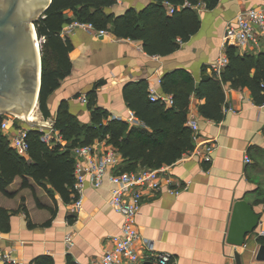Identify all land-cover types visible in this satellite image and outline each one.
Listing matches in <instances>:
<instances>
[{
	"label": "crops",
	"instance_id": "0c3cea01",
	"mask_svg": "<svg viewBox=\"0 0 264 264\" xmlns=\"http://www.w3.org/2000/svg\"><path fill=\"white\" fill-rule=\"evenodd\" d=\"M152 1L118 0L107 11L116 15L131 9L142 11ZM200 3L194 8L201 20L199 31L167 56L150 55L141 40L121 39L111 32L98 36L76 29L62 37L72 44V70L49 97V118L55 119L66 103L80 122L92 123L87 95L94 91L96 105L108 112L109 120L116 118L133 125L129 118H139L124 98L127 84L145 80L150 93L154 90L160 96L170 94L162 90L167 72L185 69L196 82L202 79L204 69L212 75L209 68L222 53L228 22L242 11L264 8V0H220L213 9ZM66 17L73 18V12L67 11ZM263 46L264 41L259 49H251L253 54L264 52ZM237 49L241 55L252 53L250 49ZM223 86L226 107L234 111L225 107L222 121L203 117L199 107L204 100L194 95L189 107L188 119L197 121L202 141L214 140L217 144L212 163L193 156L181 157L168 166L175 185L163 180L161 189L145 192L142 197L137 216L138 245L148 253L143 240L152 241L154 252L169 253L172 264H236L237 251L242 254L243 264H264L255 260V235L248 237V249L226 241L236 200H247L264 218V103L257 104L246 87ZM17 184L20 186V180ZM116 188L107 177L99 188L87 182L80 212L73 207L75 200L66 203L59 195L54 200L39 187L35 192L17 188L12 198L0 195L1 206L13 210L25 205L29 212V219L23 210L10 218V230L1 233L0 246L20 264H34L41 256H50L54 264H67L69 259L76 264L97 261L111 246L110 237L122 230L123 216L109 204ZM15 197H20L18 204H6ZM50 218L51 222L45 224ZM29 220L35 226H30ZM67 235L72 236L71 245L65 242Z\"/></svg>",
	"mask_w": 264,
	"mask_h": 264
},
{
	"label": "trees",
	"instance_id": "16d2710c",
	"mask_svg": "<svg viewBox=\"0 0 264 264\" xmlns=\"http://www.w3.org/2000/svg\"><path fill=\"white\" fill-rule=\"evenodd\" d=\"M204 2L209 9L215 8L220 0H153L144 10H128L121 15L108 12L114 0H53L49 9L37 20L36 30L42 43V84L39 109L45 118L51 117L49 97L57 90L61 81L72 70L69 53L72 44L63 39V27L74 19L90 22L98 29H106L118 38L141 40L150 55L167 56L174 53L182 42L188 41L201 26L198 11L184 6ZM166 3L176 7L173 15L167 13ZM181 7V9H178ZM72 11L73 18L66 12ZM229 65L222 78L204 75L196 82L190 72L176 69L162 78V90L174 98V105L167 107L150 98L149 84L142 80L127 84L124 98L128 106L142 122L130 125L126 121L112 119L106 110L98 107L95 92L88 96V107L92 123L78 120L65 103L55 117V127L60 131L65 145L50 147L41 137L38 129L28 132V155L18 154L10 145L0 128V195L14 197L18 190L42 188L55 200L59 195L66 203L76 199L75 159L73 148L92 144L96 139H107L123 155L125 161L120 171L140 168H159L173 165L185 152L195 146L193 132L187 125L191 96L204 102L199 107L200 114L210 120L222 121L226 107L224 84L233 88H248L257 104L264 103V52L241 55L236 47H228ZM3 115H0V127ZM20 180L17 191L9 187ZM264 203V200H262ZM25 206V205H24ZM7 209L0 205V231L10 230V218L23 210L29 219L26 207ZM55 213L52 214V218ZM50 218L45 224H49ZM30 226H35L29 220ZM264 241V237L260 239ZM34 264H54L50 256L38 257ZM67 264H76L69 259ZM172 264V263H167Z\"/></svg>",
	"mask_w": 264,
	"mask_h": 264
},
{
	"label": "built area",
	"instance_id": "2783aa9c",
	"mask_svg": "<svg viewBox=\"0 0 264 264\" xmlns=\"http://www.w3.org/2000/svg\"><path fill=\"white\" fill-rule=\"evenodd\" d=\"M118 1V0H114ZM203 4V3H199ZM205 4V3H204ZM167 13L173 15L176 7L171 3H166ZM197 5V6H199ZM184 6L196 8L186 2ZM76 29L85 30L92 35L107 36L110 32L106 29H98L90 22H83L74 19L67 23L62 31L61 36L66 38ZM39 44L45 39L38 38ZM264 41V8H251L240 12L233 20L228 22L223 36L222 53L218 59L211 64L209 70L212 75L221 78L226 67L229 65L227 54L228 47H236L241 50L259 49ZM161 81V80H159ZM264 88V82L262 83ZM87 101L86 97H83ZM152 101H160L165 106H173L174 98L172 94H158L152 90L150 93ZM39 107L37 112L39 111ZM226 110V109H225ZM228 110L234 111L232 108ZM38 116L42 119L37 129L41 133L42 140L50 147L56 145H65V141L60 131L55 127V120L44 118L41 111ZM12 115H4L1 122V131L6 135L9 145L20 155L27 156L29 149L28 132L31 129L21 128L15 135H9L14 123ZM116 119V118H114ZM133 125L139 124L135 117L129 118ZM187 125L193 132L195 146L192 150L185 152L182 157H197L205 163H212L213 155L216 150L214 140L202 141L199 135V126L197 121L190 117ZM75 159L74 176H75V194L76 199L73 207L80 212L83 209L85 198V189L87 182L95 188L101 187L105 177L109 182L117 185L112 191L109 204L123 216V225L120 234L110 237L111 246L105 250L104 254L91 264H167L171 260L169 253H156L153 250L152 241L143 240L144 247L149 250L144 253L139 244L140 233L138 232L137 216L142 206V197L145 192L158 191L162 187V181L166 180L170 186L175 184L168 175V165L160 168H142L132 171H120V165L123 161V155L113 146H109L107 139H96L92 144L79 145L73 148ZM247 161H250L247 158ZM0 231V240L2 237ZM259 236H264V226L259 229ZM65 242L72 244V236L67 235ZM0 264H20L11 256L10 251L4 250L0 246ZM82 264V263H77Z\"/></svg>",
	"mask_w": 264,
	"mask_h": 264
},
{
	"label": "water",
	"instance_id": "95a60500",
	"mask_svg": "<svg viewBox=\"0 0 264 264\" xmlns=\"http://www.w3.org/2000/svg\"><path fill=\"white\" fill-rule=\"evenodd\" d=\"M52 1L0 0V111L29 115L39 104L42 56L35 24ZM262 225V212L238 199L232 207L226 241L248 249V237L256 235L255 260L264 262V241L260 242L264 236L257 235ZM234 258L236 264H243L238 251Z\"/></svg>",
	"mask_w": 264,
	"mask_h": 264
},
{
	"label": "rangeland",
	"instance_id": "374dc122",
	"mask_svg": "<svg viewBox=\"0 0 264 264\" xmlns=\"http://www.w3.org/2000/svg\"><path fill=\"white\" fill-rule=\"evenodd\" d=\"M40 45V51L42 50V44ZM264 49V46L262 47ZM251 50V49H250ZM248 50V52L250 51ZM250 52L255 53V51L251 50ZM256 52H258V50H256ZM251 54V53H250ZM42 56V53H41ZM226 110H228V107H226ZM40 111V110H39ZM38 111V112H39ZM1 115H12L14 118V123L12 125V127L10 128V130L7 132L9 135H15L21 128H28V129H37L38 125H40V121L42 119H40V117H38V119L36 121H27L22 114H16L15 112H11V111H0ZM140 124H137L135 126H138ZM107 143H109L107 141ZM109 146H113L111 143H109ZM114 147V146H113ZM116 148V147H115ZM118 150V149H117ZM119 151V150H118ZM120 152V151H119ZM121 153V152H120ZM122 154V153H121ZM124 158V157H123ZM125 159H123L122 163H124ZM167 166V165H166ZM160 168V167H159ZM142 169V168H140ZM139 170V169H138ZM19 180H17V182L15 184H13L12 186L9 187V191H16L17 188H19L18 183ZM20 200V197H15L13 199H10L8 202H6L7 205L9 206H14L15 204H18ZM256 237V235H255Z\"/></svg>",
	"mask_w": 264,
	"mask_h": 264
},
{
	"label": "bare ground",
	"instance_id": "6f19581e",
	"mask_svg": "<svg viewBox=\"0 0 264 264\" xmlns=\"http://www.w3.org/2000/svg\"><path fill=\"white\" fill-rule=\"evenodd\" d=\"M22 116L27 120V121H36L38 119V114H37V110L34 107L31 111V113L29 115H24L22 114Z\"/></svg>",
	"mask_w": 264,
	"mask_h": 264
},
{
	"label": "flooded vegetation",
	"instance_id": "af4514ba",
	"mask_svg": "<svg viewBox=\"0 0 264 264\" xmlns=\"http://www.w3.org/2000/svg\"><path fill=\"white\" fill-rule=\"evenodd\" d=\"M27 88V87H26Z\"/></svg>",
	"mask_w": 264,
	"mask_h": 264
}]
</instances>
